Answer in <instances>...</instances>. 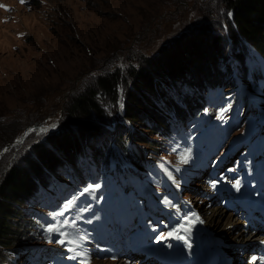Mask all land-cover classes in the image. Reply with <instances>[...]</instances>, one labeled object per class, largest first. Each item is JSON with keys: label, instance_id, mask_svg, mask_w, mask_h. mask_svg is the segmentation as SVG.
<instances>
[{"label": "rangeland", "instance_id": "obj_1", "mask_svg": "<svg viewBox=\"0 0 264 264\" xmlns=\"http://www.w3.org/2000/svg\"><path fill=\"white\" fill-rule=\"evenodd\" d=\"M18 3L17 0H0V152L4 149L0 156V171L1 160L4 164L22 161L25 155L33 154L30 151L36 141L45 140L48 132L61 127L60 123L65 119L66 102L73 95L92 87L95 75L112 70L115 56L123 69L128 63L127 59L137 60L135 53L149 52V56L155 55L166 41L181 30L194 31L198 26L206 25L217 35L227 36L233 26L231 12L225 9L224 0H31L27 7ZM9 4L16 6L12 12L4 10ZM151 46L156 49L151 51ZM250 83V94L255 96L256 106L264 109V79ZM124 86L123 83L119 85L120 91ZM123 99L121 93L115 99L107 93L99 92L97 101L103 114L92 112L90 121L101 127L109 126L116 133L119 128L117 121H121L120 105H123ZM223 101L220 98L217 103ZM161 107L166 114L165 107ZM27 128L30 130L24 139L13 144ZM135 128L142 131L143 137H148L149 131L139 126V123L135 124ZM12 137L15 139L9 142ZM127 137L122 140L121 146L117 138L109 140L107 148L133 166L135 164L132 161L137 162L141 156L156 162L163 169L170 166L176 168L185 180L175 177L171 170L176 185L163 183V189L177 195L175 202H182L188 210L195 211L201 221H206L204 214L210 206L209 202L214 203L216 199L215 211L221 210V215L216 219L217 225H212V228L222 241L217 231L229 228L226 226L229 218L238 221L240 218L220 203L221 198L208 185L207 162L212 161L214 154H210L205 161H199L191 157L186 148L176 147L172 137L151 135L150 138L155 139L156 144H151L152 140L132 142ZM186 140L190 138L186 137ZM262 140L264 131L253 137V148L258 150L262 147L264 150ZM249 142L241 138L236 143L237 147H241ZM221 143L219 137L214 145ZM244 151L245 148L239 153L241 157ZM197 162L203 164L201 171H189ZM104 166L101 163L99 168ZM118 166L119 163L114 164L115 168ZM97 177L102 179L103 172L99 171ZM129 177L128 172L118 179L126 180ZM75 182H79V179L72 171H63L48 186L49 193L41 195L38 192V198L32 197L24 208L33 209L34 215L39 216V211L47 214L50 201H54L52 196L59 199L68 193L70 196L78 194ZM242 227L243 224L238 222L237 228L224 237L225 258L234 257L237 261L241 257L239 254L244 251L242 257L247 259L248 253L252 257V252L245 250L251 246L250 243L245 242L240 250L235 243L227 241ZM36 228L31 227L27 234L32 236ZM257 234L260 235V232L257 231ZM36 237L31 245H38L36 254L40 258L35 255L32 257L38 264L49 263L51 257L45 258L43 253L50 252L53 249L48 247L54 246L43 240L38 232ZM104 237L107 241H99V237L89 240L86 248L87 264H145L139 256L129 253V249H123L126 245L121 242L119 235L115 238ZM28 248L20 245L15 251L4 249L0 257L8 260L15 256V264L19 260L33 264L29 259L31 251ZM249 249L253 250V247ZM82 262L79 260L77 264ZM235 264H239V261Z\"/></svg>", "mask_w": 264, "mask_h": 264}, {"label": "trees", "instance_id": "obj_2", "mask_svg": "<svg viewBox=\"0 0 264 264\" xmlns=\"http://www.w3.org/2000/svg\"><path fill=\"white\" fill-rule=\"evenodd\" d=\"M224 5L231 12L233 22L227 36L217 35L206 25L198 26L194 31L184 29L173 35L155 55L135 53L137 60L127 59L123 69L115 56L112 70L95 75L92 87L66 102L62 126L48 132L45 140L36 141L30 151L32 155H25L17 163L4 164L1 160L0 252L15 251L22 245L29 247L30 260H34L33 255L38 256V245L31 244L37 232L43 239V216L49 212L39 211L38 216L24 206L32 197L38 198V192L45 194L63 171L69 169L79 175L81 155L89 153L100 159L109 140L117 138L121 146L126 136L132 142L152 140L151 144H156L151 135L165 138L171 126L176 127L191 110L203 106L209 88L227 84L234 70L241 75L250 72L257 77L262 75L257 54L264 59V0H224ZM155 49L150 47L151 51ZM121 83L125 85L122 91ZM99 92L115 99L123 94L124 116L133 126L131 135L123 120L117 121L116 133L109 126L101 127L90 121L92 112L103 114L97 101ZM161 106L165 107L166 114ZM250 112L253 114V110ZM137 123L149 131L148 137L136 130ZM136 163L141 164L140 160ZM33 226L37 231L29 236L27 230ZM0 264H15V256L8 260L0 257ZM18 264L25 263L19 260Z\"/></svg>", "mask_w": 264, "mask_h": 264}, {"label": "bare ground", "instance_id": "obj_3", "mask_svg": "<svg viewBox=\"0 0 264 264\" xmlns=\"http://www.w3.org/2000/svg\"><path fill=\"white\" fill-rule=\"evenodd\" d=\"M215 200L216 199H214V203H215ZM214 203L212 201L209 202L210 206L207 207L206 214H204V216H205L204 220L206 219V221L203 222V227L206 230H208L209 234L210 233L211 234L209 235L208 232L206 230H204L203 227H201V224H199L200 226L198 227L197 234H196V240L200 244L204 245V244H207L209 242H212L209 245L208 249L216 248L217 250H219L216 253L213 261L214 262L216 261V263L218 264L220 262L219 259L222 258L223 262L221 264H223L224 261H226L225 263H227V264H235L238 261H239V264L240 263H244V264H264V237H260V235L257 234V231H259L260 234H261V231H260V229H257L256 227L253 228V224H247V223H245L244 220H241V219H239V221H238V220L229 218L227 220V225H226L229 228L217 231V232H219L218 234H220V238L223 239L222 241H220L219 236L215 234V231L212 228V225L214 227L217 225L216 219L219 218V216L221 215V214L219 215L221 210L220 211L216 210L217 212L215 211L216 207H215ZM190 219H193V217H190ZM238 222L240 224L243 223V227L241 229H239L237 231V233L234 236L230 237V239L227 240V241H229L230 243L231 242L235 243V245L237 247H239L240 250L243 249V245H244L245 242H248L251 245V246L246 247L245 250L248 251L249 248L253 247V250H250L252 252V257L251 258H250V254L249 253H248L247 259H245V256L242 257L244 252H246V251H244L243 253L239 254V257L241 256L240 259L244 258L241 262H240V259L236 261L234 257L224 258V254H223V250H224V247H225V242H224L225 238L224 237H226L229 233L234 231L235 228H237ZM114 250H115V248H114ZM110 260L111 259H109V261ZM209 264H213V262L209 263Z\"/></svg>", "mask_w": 264, "mask_h": 264}, {"label": "snow or ice", "instance_id": "obj_4", "mask_svg": "<svg viewBox=\"0 0 264 264\" xmlns=\"http://www.w3.org/2000/svg\"><path fill=\"white\" fill-rule=\"evenodd\" d=\"M22 2H23V0H22ZM222 117H223V114H221V117H220V118H222ZM182 159H183V158H182ZM99 187H100L99 185L86 187V188L84 189V191H83L82 194H87V193L93 192V191H95V189H97V188H99ZM235 187H236L237 191H239V189H240V184H239V182H237V183L235 184ZM73 203H74L73 200H69V201H67L66 206L64 207V210H63L62 212L57 213V215L62 216V215H64L65 212L70 211L71 208H72ZM54 219H55V217H54ZM201 222H202V221H201ZM65 223H67V221H65ZM185 223L188 224V223H191V221L186 220ZM58 230H59V224H57L56 227H49V228H48V232H49V233H52L53 231H58ZM180 230H181V231H187L188 229H187L184 225H181V226H180ZM178 235H179V232H178V231H174V232H170V233H168V236H169V237H172V236H178ZM85 238H86V237H85ZM164 238H165V237L162 236V237H161V240H163ZM67 242H68V243H74V241H72V240H69V241H67ZM60 243H65V241H60ZM189 247H191V245H189ZM69 251H75V249H69ZM74 258H75V257H69V259H74ZM82 264H87V261H83Z\"/></svg>", "mask_w": 264, "mask_h": 264}, {"label": "water", "instance_id": "obj_5", "mask_svg": "<svg viewBox=\"0 0 264 264\" xmlns=\"http://www.w3.org/2000/svg\"><path fill=\"white\" fill-rule=\"evenodd\" d=\"M120 112H121V116H122L123 121H124L126 124H128L129 126H132L131 123H129V120L124 116V108H123L122 105H120ZM29 130H30V128H27V129L24 131V134L21 135L19 138L15 139L12 143L14 144V143H17V142L23 140L24 137L26 136V134H27V132H28ZM3 151H4V149L1 150V152H0V156H1V153H2Z\"/></svg>", "mask_w": 264, "mask_h": 264}, {"label": "clouds", "instance_id": "obj_6", "mask_svg": "<svg viewBox=\"0 0 264 264\" xmlns=\"http://www.w3.org/2000/svg\"><path fill=\"white\" fill-rule=\"evenodd\" d=\"M14 1H16V0H14ZM18 4H20V3H18ZM30 4H31V0H29V3H28V4H20V5L27 7V6H29ZM9 5H11V6L13 7L12 10L9 11V12H12V11L15 9L16 6H14L13 4H9Z\"/></svg>", "mask_w": 264, "mask_h": 264}]
</instances>
